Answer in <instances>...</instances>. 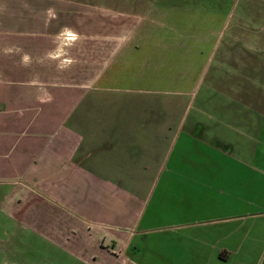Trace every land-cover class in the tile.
Segmentation results:
<instances>
[{
  "label": "crops",
  "instance_id": "obj_1",
  "mask_svg": "<svg viewBox=\"0 0 264 264\" xmlns=\"http://www.w3.org/2000/svg\"><path fill=\"white\" fill-rule=\"evenodd\" d=\"M219 4L0 0V264H264V61L225 76Z\"/></svg>",
  "mask_w": 264,
  "mask_h": 264
},
{
  "label": "rangeland",
  "instance_id": "obj_2",
  "mask_svg": "<svg viewBox=\"0 0 264 264\" xmlns=\"http://www.w3.org/2000/svg\"><path fill=\"white\" fill-rule=\"evenodd\" d=\"M218 9L229 12L230 17L225 24L223 40L227 45L231 44L228 42L231 39L234 41L223 73L232 77L245 72L246 68L250 71L244 57L264 61V0H220Z\"/></svg>",
  "mask_w": 264,
  "mask_h": 264
},
{
  "label": "clouds",
  "instance_id": "obj_3",
  "mask_svg": "<svg viewBox=\"0 0 264 264\" xmlns=\"http://www.w3.org/2000/svg\"><path fill=\"white\" fill-rule=\"evenodd\" d=\"M46 23H50L53 19L57 18V12L54 7H49L45 10ZM80 40V34L71 26L65 25L60 28V30L55 34L53 39V45L49 50H46L42 60L54 61L56 62V67L59 71H66L70 69L73 64L76 63L75 59L72 57L70 50L76 46ZM4 55H20V65L22 67H29L33 62V57L30 53L23 51L17 45L5 46L0 49ZM41 95H48L46 90L42 94L37 95V100L42 101ZM51 97L49 96V100Z\"/></svg>",
  "mask_w": 264,
  "mask_h": 264
}]
</instances>
